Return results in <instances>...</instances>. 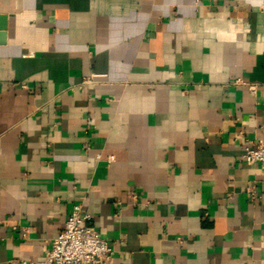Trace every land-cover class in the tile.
Returning a JSON list of instances; mask_svg holds the SVG:
<instances>
[{"label": "crops", "instance_id": "1", "mask_svg": "<svg viewBox=\"0 0 264 264\" xmlns=\"http://www.w3.org/2000/svg\"><path fill=\"white\" fill-rule=\"evenodd\" d=\"M0 15V264L42 260L75 203L107 264H264V166L240 159L264 140V0Z\"/></svg>", "mask_w": 264, "mask_h": 264}, {"label": "built area", "instance_id": "2", "mask_svg": "<svg viewBox=\"0 0 264 264\" xmlns=\"http://www.w3.org/2000/svg\"><path fill=\"white\" fill-rule=\"evenodd\" d=\"M240 159L264 166V140L245 142ZM247 192L251 197L256 194L251 186ZM90 221V215L83 212L80 203L73 204L61 231L49 241L44 258L33 264H107L112 246L99 236Z\"/></svg>", "mask_w": 264, "mask_h": 264}, {"label": "water", "instance_id": "3", "mask_svg": "<svg viewBox=\"0 0 264 264\" xmlns=\"http://www.w3.org/2000/svg\"><path fill=\"white\" fill-rule=\"evenodd\" d=\"M4 15H0V30L4 29ZM4 41V33L0 31V42Z\"/></svg>", "mask_w": 264, "mask_h": 264}]
</instances>
